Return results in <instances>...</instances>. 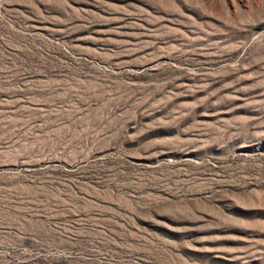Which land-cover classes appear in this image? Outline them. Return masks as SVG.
<instances>
[{"label":"rangeland","instance_id":"obj_1","mask_svg":"<svg viewBox=\"0 0 264 264\" xmlns=\"http://www.w3.org/2000/svg\"><path fill=\"white\" fill-rule=\"evenodd\" d=\"M0 264H264V0H0Z\"/></svg>","mask_w":264,"mask_h":264},{"label":"bare ground","instance_id":"obj_2","mask_svg":"<svg viewBox=\"0 0 264 264\" xmlns=\"http://www.w3.org/2000/svg\"><path fill=\"white\" fill-rule=\"evenodd\" d=\"M143 52V51H142ZM165 53H167V52H165ZM174 53V52H173ZM168 56H170V53H169V55ZM168 56H166V57H168ZM172 57V56H171ZM171 57H169V58H171ZM199 57H201V56H199ZM207 57V56H206ZM173 58V57H172ZM174 59H176V60H178L177 58H176V55H175V58ZM172 61H174V60H172ZM181 61V60H180ZM185 61V60H184ZM155 62V61H154ZM178 62V61H177ZM188 62V61H187ZM178 64V63H177ZM183 64H185V63H183ZM205 64V63H204ZM173 69V68H172ZM171 69V70H172ZM177 70H179V69H177ZM178 72V71H177ZM181 73V72H180ZM181 75H182V73H181ZM174 76V75H173ZM179 78V77H178ZM184 78V77H183ZM182 78V79H183ZM209 91V90H208ZM196 96V95H195ZM209 100V99H208ZM197 102V101H196ZM196 113V112H195ZM196 115V114H195Z\"/></svg>","mask_w":264,"mask_h":264}]
</instances>
